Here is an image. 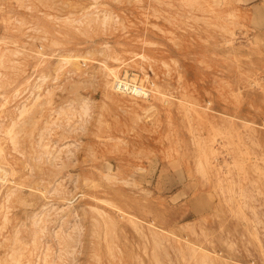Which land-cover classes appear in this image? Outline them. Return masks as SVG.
<instances>
[{
	"label": "rangeland",
	"instance_id": "obj_1",
	"mask_svg": "<svg viewBox=\"0 0 264 264\" xmlns=\"http://www.w3.org/2000/svg\"><path fill=\"white\" fill-rule=\"evenodd\" d=\"M0 169V264H264V0H0Z\"/></svg>",
	"mask_w": 264,
	"mask_h": 264
},
{
	"label": "bare ground",
	"instance_id": "obj_2",
	"mask_svg": "<svg viewBox=\"0 0 264 264\" xmlns=\"http://www.w3.org/2000/svg\"><path fill=\"white\" fill-rule=\"evenodd\" d=\"M113 89L118 93L125 95L128 93L127 95H132L140 98L146 97L148 95V91L145 88L137 85L136 83L130 82L129 80H127V78L120 80L116 79L113 83Z\"/></svg>",
	"mask_w": 264,
	"mask_h": 264
}]
</instances>
